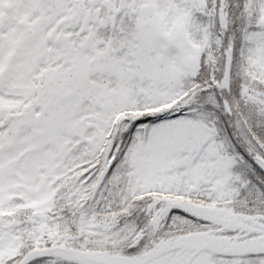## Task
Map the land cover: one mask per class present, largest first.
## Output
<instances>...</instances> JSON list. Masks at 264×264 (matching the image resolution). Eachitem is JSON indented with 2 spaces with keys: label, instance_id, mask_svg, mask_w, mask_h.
<instances>
[{
  "label": "snow or ice",
  "instance_id": "1",
  "mask_svg": "<svg viewBox=\"0 0 264 264\" xmlns=\"http://www.w3.org/2000/svg\"><path fill=\"white\" fill-rule=\"evenodd\" d=\"M0 264H264V0H0Z\"/></svg>",
  "mask_w": 264,
  "mask_h": 264
}]
</instances>
